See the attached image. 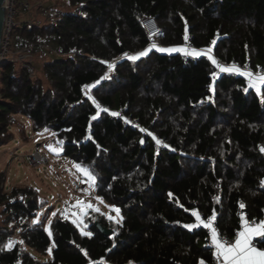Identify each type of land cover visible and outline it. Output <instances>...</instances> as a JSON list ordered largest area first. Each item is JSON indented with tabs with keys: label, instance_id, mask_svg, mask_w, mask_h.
<instances>
[{
	"label": "trees",
	"instance_id": "1",
	"mask_svg": "<svg viewBox=\"0 0 264 264\" xmlns=\"http://www.w3.org/2000/svg\"><path fill=\"white\" fill-rule=\"evenodd\" d=\"M67 1L72 10L11 32L13 45L59 54L34 76L22 63L0 62V146L16 134L29 139L17 115L35 132L53 131L62 155L92 173L122 220L89 211L87 236L57 215L49 234L46 218L33 221L47 199L26 184L6 191L0 170V264L211 263L194 212L227 236L240 227V203L248 218L264 219V84L256 90L243 75L218 73L205 55L160 49H179L192 36L193 49L258 71L264 0ZM144 16L156 19L160 46H149ZM120 109L140 127L113 115Z\"/></svg>",
	"mask_w": 264,
	"mask_h": 264
},
{
	"label": "rangeland",
	"instance_id": "2",
	"mask_svg": "<svg viewBox=\"0 0 264 264\" xmlns=\"http://www.w3.org/2000/svg\"><path fill=\"white\" fill-rule=\"evenodd\" d=\"M14 3V13L11 12L9 15V25L12 30L16 25L46 23L55 19L59 12L73 9L67 0H15ZM19 47L18 44L13 45L11 40L12 50H17ZM181 48L188 49L184 46ZM30 51L35 66V73L32 76L40 71L43 60L54 54H59L52 49L46 50L45 54L32 52L31 49ZM202 53L217 62L215 64L217 69L221 68L222 65L213 56L211 48L202 49ZM135 56L138 57L139 54ZM90 88L91 86H87L84 89L86 96H91ZM17 117L25 124L29 139L24 140L16 134V138L12 142L0 146V170H7L4 186L6 191L15 184H26L36 188L39 194L47 199L46 205L36 213L33 221L39 222L46 218L45 229L49 234H51V224L57 215L72 221L83 234L88 232L84 216L89 211L103 213L108 218L112 217L111 220L121 222L120 211L119 214L113 211V207L119 208L107 203L97 194L95 179L94 181L89 180L83 167L78 168L76 162L62 155L61 147L54 141L55 133L51 130L35 132L29 118L22 115H17ZM49 145L57 151L50 150ZM36 152L44 155L47 161L41 164H32L29 157ZM18 240L20 238L16 236V241ZM14 243L15 241L10 246L8 245L10 249Z\"/></svg>",
	"mask_w": 264,
	"mask_h": 264
},
{
	"label": "built area",
	"instance_id": "3",
	"mask_svg": "<svg viewBox=\"0 0 264 264\" xmlns=\"http://www.w3.org/2000/svg\"><path fill=\"white\" fill-rule=\"evenodd\" d=\"M15 0H5L4 6L7 8V17H6V25H5V31H4V39L2 43V50L0 53V62L1 61H8V62H19L22 63V65L27 69L28 73L32 76L35 73V66L33 63V55L30 51V47L28 46H22L19 47L17 50H12L11 48V30L12 27L9 25V20H10V14L11 12L14 13V5H15ZM140 24L146 29L148 37H149V46L150 47H156L160 46V42L158 39V35L160 34V27L156 21V19L152 16H144L140 20ZM191 37L188 36L186 41L184 42L183 46L188 48L189 50L193 49L191 45ZM220 62V61H219ZM222 63V62H220ZM224 64V63H223ZM236 68H238L241 72H245L248 74L252 75H264V68L260 67L258 71L252 70V68L249 65H238V64H233ZM104 108H107V106H103ZM115 113L117 117L121 118L124 122V124L132 126V127H140V124L138 120L133 119L130 116H127L124 110H116ZM30 162L32 164H41L47 161V158L40 154L39 152H36L34 154H31L29 157ZM240 208L238 209V215L241 218L240 221V227L237 230L236 234L234 236H227V235H220L218 233V228L216 225V221L214 218H209V219H204L203 217H200V223L201 224H206L211 222V227L206 228V234L209 236V244L213 247V260L211 263H203V264H220L222 262L221 260H217L216 253H215V247L211 243V236H212V228H215L218 233V239L223 242V241H228L231 244H234L237 236L239 235V232H241L244 228H258L259 223L262 220H255V219H250L248 218V215L244 209V205L240 203ZM243 205V207H242ZM251 245L253 246H258L264 249V236L261 235H256L254 238L251 239Z\"/></svg>",
	"mask_w": 264,
	"mask_h": 264
},
{
	"label": "snow or ice",
	"instance_id": "4",
	"mask_svg": "<svg viewBox=\"0 0 264 264\" xmlns=\"http://www.w3.org/2000/svg\"><path fill=\"white\" fill-rule=\"evenodd\" d=\"M160 51H183L186 56H192V57H199L201 55L200 52H198L196 49H160ZM140 56L145 55L144 52H141L139 54ZM131 60L138 59L137 56H131L129 57ZM211 59V57H209ZM213 64H216L217 62L215 60L212 61ZM221 72H236L239 74H246V73H240V70L238 68H220ZM250 75V74H248ZM257 80H259L261 83H264V77H257ZM254 86V85H252ZM113 115H118L117 113H113ZM96 117H93L95 119ZM47 131V129H45ZM50 150L57 151V149L52 148L51 145L48 146ZM264 150V149H262ZM79 168L80 166L77 165ZM85 173L88 176V179L91 181H94L95 177L89 172L88 170L84 169ZM88 207H91V205H88ZM243 207V205H242ZM96 211H99V209H96ZM113 211H115L117 214H119V209H116L113 207ZM55 215V213H53ZM194 216H196L197 221H199L201 218L197 213H193ZM112 217H109L111 219ZM197 224H188L185 225L188 229H193L194 227H197ZM205 228L211 227V222L206 223L203 225ZM84 235L90 236V232H85ZM253 235H261L264 236V221H261L259 223L258 228H249L246 229L243 232H240L238 235V238L235 240L234 244L229 243L228 241L221 242L217 237L218 233L215 228H212V241L215 247V253L217 260H223V264H264V251L257 250L255 247L250 246V239ZM11 245V242H9V246ZM203 264V262H202Z\"/></svg>",
	"mask_w": 264,
	"mask_h": 264
},
{
	"label": "crops",
	"instance_id": "5",
	"mask_svg": "<svg viewBox=\"0 0 264 264\" xmlns=\"http://www.w3.org/2000/svg\"><path fill=\"white\" fill-rule=\"evenodd\" d=\"M164 49H178V48H174V47H172V48H164ZM179 49H182V48H179ZM198 52H200L201 53V55H204L203 53H202V50H197ZM182 52V51H181ZM182 53H184V52H182ZM185 54V53H184ZM221 67H223V68H233V67H235L234 65H226V64H223V63H221ZM236 68V67H235ZM221 71H220V68L218 69V73H220ZM240 73H245V72H241L240 71ZM239 74V73H238ZM240 75H242V74H240ZM247 80H248V83H249V85L251 86V87H253V88H255L256 90H260L261 88H262V85L264 84V83H261L259 80H257V77H264V75L262 76V75H252V74H250V75H248V73H246V74H244L243 75ZM252 85H254V86H252ZM246 229H249L248 227H246V228H244L241 232H243V231H245ZM240 233V232H239ZM256 235H253L252 237H251V239L252 238H254ZM237 238H238V236H237ZM236 238V239H237ZM251 239H250V241H251ZM211 243H212V245H214L213 244V241H212V238H211ZM235 243V242H234ZM250 246H252V247H255L257 250H260V251H264V249L263 248H261V247H258V246H253V245H251V242H250ZM220 264H223V260H222V262L220 263Z\"/></svg>",
	"mask_w": 264,
	"mask_h": 264
},
{
	"label": "water",
	"instance_id": "6",
	"mask_svg": "<svg viewBox=\"0 0 264 264\" xmlns=\"http://www.w3.org/2000/svg\"><path fill=\"white\" fill-rule=\"evenodd\" d=\"M5 0H0V53L2 50V43L4 39V31H5V25H6V17H7V8L4 6ZM98 230L103 233L104 235H110L112 233L111 229H107L100 223H95Z\"/></svg>",
	"mask_w": 264,
	"mask_h": 264
}]
</instances>
